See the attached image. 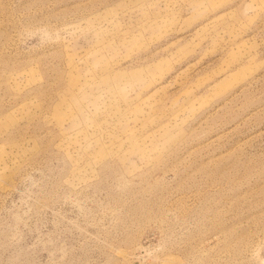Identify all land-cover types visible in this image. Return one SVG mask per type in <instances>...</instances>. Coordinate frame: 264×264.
Segmentation results:
<instances>
[{
  "label": "rangeland",
  "instance_id": "374dc122",
  "mask_svg": "<svg viewBox=\"0 0 264 264\" xmlns=\"http://www.w3.org/2000/svg\"><path fill=\"white\" fill-rule=\"evenodd\" d=\"M0 264H264V0H0Z\"/></svg>",
  "mask_w": 264,
  "mask_h": 264
}]
</instances>
